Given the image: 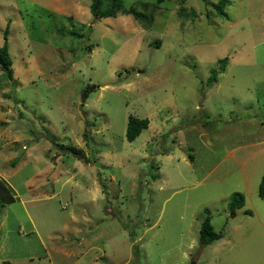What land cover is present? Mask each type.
Segmentation results:
<instances>
[{
  "label": "rangeland",
  "instance_id": "1",
  "mask_svg": "<svg viewBox=\"0 0 264 264\" xmlns=\"http://www.w3.org/2000/svg\"><path fill=\"white\" fill-rule=\"evenodd\" d=\"M141 1L149 21L0 0V264H264V0ZM207 215L223 237L201 245Z\"/></svg>",
  "mask_w": 264,
  "mask_h": 264
},
{
  "label": "trees",
  "instance_id": "2",
  "mask_svg": "<svg viewBox=\"0 0 264 264\" xmlns=\"http://www.w3.org/2000/svg\"><path fill=\"white\" fill-rule=\"evenodd\" d=\"M124 0H90V12L95 17L99 18H107L115 16L118 10H121L123 13L132 14L136 19L149 21L151 19V13H147L149 8V3L145 1L138 0L129 6L124 5ZM161 1V0H158ZM209 5L215 10L217 15L226 16L227 13L225 11V7L228 6L231 0H207ZM138 6L142 9H138ZM184 7H181L182 10ZM71 31V30H70ZM8 33V25L4 31V42L0 45V66L3 69L4 75L7 76L8 79H11L13 68H12V58L9 52L8 43L6 40ZM71 34H75L73 31ZM81 35V34H80ZM159 41L155 43L158 45ZM219 61V71H223L224 66L227 62V57H223L218 59ZM217 70L211 69L210 74L207 78V84L212 85L216 81ZM92 86V85H91ZM93 87V86H92ZM92 89V88H90ZM149 120L148 118H139L133 115L128 117L127 127H126V139L128 141H132L135 139L140 132L148 126ZM0 124H6L4 121H0ZM75 154L83 155V153L77 149L70 147ZM259 195L264 198V171L261 176V180L258 186ZM16 199V195L12 187L3 179H0V210L6 204L13 203ZM229 215L233 216L236 209L242 207L244 205V197L240 192H235L231 196V200L229 202ZM247 212V211H246ZM198 240L201 245H207L211 242L220 239L223 237L222 231H215L210 223V216L207 215L204 220H202L199 232H198ZM8 264V263H7Z\"/></svg>",
  "mask_w": 264,
  "mask_h": 264
},
{
  "label": "crops",
  "instance_id": "3",
  "mask_svg": "<svg viewBox=\"0 0 264 264\" xmlns=\"http://www.w3.org/2000/svg\"><path fill=\"white\" fill-rule=\"evenodd\" d=\"M91 179V181H90V185H92V183H96L95 181L96 180H93L92 179V177L90 178ZM74 180H75V182L76 183H74ZM63 183H68V184H70V185H73V186H77L78 188H80V189H82V188H84V187H86L85 185H84V183L83 182H81V181H77V179H75V178H71V179H65L64 181H63ZM90 187H89V191H90ZM96 191V190H95ZM96 196H97V194L96 193H94V194H92V198H96ZM46 197H50V196H47V195H45L44 196V198H46Z\"/></svg>",
  "mask_w": 264,
  "mask_h": 264
},
{
  "label": "water",
  "instance_id": "4",
  "mask_svg": "<svg viewBox=\"0 0 264 264\" xmlns=\"http://www.w3.org/2000/svg\"><path fill=\"white\" fill-rule=\"evenodd\" d=\"M83 100H84V97H83ZM190 264H195V262H194V261H192Z\"/></svg>",
  "mask_w": 264,
  "mask_h": 264
}]
</instances>
